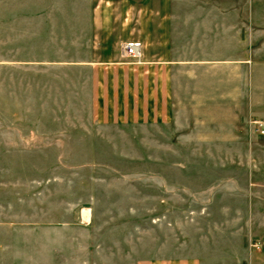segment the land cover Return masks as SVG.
<instances>
[{"label": "rangeland", "instance_id": "obj_1", "mask_svg": "<svg viewBox=\"0 0 264 264\" xmlns=\"http://www.w3.org/2000/svg\"><path fill=\"white\" fill-rule=\"evenodd\" d=\"M96 1L0 0V264H134L172 251L184 226L220 219L190 211H264L257 117L237 144L207 137L174 151L153 147L157 127L90 119L91 72L76 62L92 58ZM123 43L135 42L117 59L140 60ZM255 61L262 71L264 56ZM213 177L239 184L206 193Z\"/></svg>", "mask_w": 264, "mask_h": 264}, {"label": "crops", "instance_id": "obj_2", "mask_svg": "<svg viewBox=\"0 0 264 264\" xmlns=\"http://www.w3.org/2000/svg\"><path fill=\"white\" fill-rule=\"evenodd\" d=\"M90 8L86 40L92 58L76 62L91 72L90 119L157 127L152 145L167 151L191 141L206 145L207 137L237 144L246 137L243 122L254 117L264 127V61L262 71L255 61L264 56V0H97ZM126 40L136 44L125 52L140 60L117 59ZM164 177L154 179L159 184ZM236 184L234 177H213L206 193ZM257 215L264 211H190V217L220 219L207 226L194 219L172 251L134 264H264Z\"/></svg>", "mask_w": 264, "mask_h": 264}, {"label": "built area", "instance_id": "obj_3", "mask_svg": "<svg viewBox=\"0 0 264 264\" xmlns=\"http://www.w3.org/2000/svg\"><path fill=\"white\" fill-rule=\"evenodd\" d=\"M122 45H124V46H123V51L125 52V49H124V48H125L128 44H127V43H123ZM125 53H126V52H125ZM126 54H131V55H133L132 53H126Z\"/></svg>", "mask_w": 264, "mask_h": 264}, {"label": "bare ground", "instance_id": "obj_4", "mask_svg": "<svg viewBox=\"0 0 264 264\" xmlns=\"http://www.w3.org/2000/svg\"><path fill=\"white\" fill-rule=\"evenodd\" d=\"M85 212H87V211H85Z\"/></svg>", "mask_w": 264, "mask_h": 264}]
</instances>
